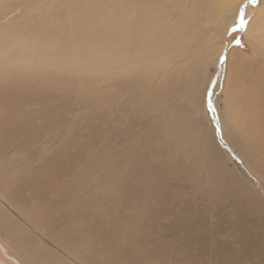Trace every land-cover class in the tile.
<instances>
[{"label": "rangeland", "instance_id": "374dc122", "mask_svg": "<svg viewBox=\"0 0 264 264\" xmlns=\"http://www.w3.org/2000/svg\"><path fill=\"white\" fill-rule=\"evenodd\" d=\"M74 1L76 0H62V2L61 0H50V3L48 4L51 5H47V9L44 10L41 15L40 12H37V4H31L30 12L34 13V16L31 17L32 19L30 21H32L31 23L36 21V24L40 20L37 24L38 26L48 24L47 22L51 21L53 22L52 24L54 32L57 30V34L59 32V28H62L61 25H68L70 21L72 26L74 24L73 21L76 20L75 22H78L80 25L79 27H91L92 20L89 18L91 16L85 15L86 17H84V14H81L80 12L78 14L76 8H73L71 12L65 11V6L68 4L70 5L72 3L71 5H73V7L77 6ZM82 1H86L89 3V5L91 4V7L87 8L89 14L96 15L100 11L103 14L101 16L103 19L106 20L111 17V11L113 10L115 2L114 0ZM139 1L140 0H127L126 2V0H120L119 3L116 1V4L118 3V6L124 8L126 11L130 5L137 4ZM174 2L178 3V1ZM17 3H15L11 9H6L5 14L8 16L6 18L5 15V19H9L13 12L15 13L20 11L21 5ZM170 3L172 4L173 1L145 0L142 3H139V5L144 7V9L150 11L149 13L161 12V19L159 23H162L163 25V29L160 30V36L162 37L172 36L170 29L174 26H178V17L180 13L184 11L183 9L186 8L183 6L179 10H172V5ZM260 3L261 0H258L257 5H249L248 8H250V10L252 9L253 11H256ZM81 4L83 5V3ZM48 6L56 11V15L53 14L51 8ZM15 7L18 11L15 10ZM37 13L38 15L35 16ZM249 17L251 16H247V18L250 20ZM186 18L188 17L186 16ZM77 19L79 21L82 20L81 23ZM71 25L67 26L66 29L75 28ZM227 27L220 33L217 32L215 26L212 25L210 29L212 30L214 36H212L211 40L206 41L205 48H200L195 45L192 48L183 50L181 48L178 49V46L176 47L173 60L168 62L169 68H167V71L162 72V70H159L157 71L158 76L151 78L152 81L154 79L153 82L157 87L154 86L156 90L153 88L155 93L152 91L147 95L146 103L148 102L149 106H151L149 107L150 109L145 112V115L142 114L143 117H138L139 119L136 115L140 114V106H134L132 110L129 107L126 108V104L133 105V102H131L132 99L130 100L131 91L127 92L126 94H119L120 92H118V99L112 100L108 104L110 107L106 106L107 104H104L105 108L101 109L98 104L99 97L97 89L99 84L96 80V77L90 81H85L83 85L78 82L68 83L64 81H54L55 84L50 85L43 81L38 83V85L44 87L41 90H36L35 88L32 89L29 87H22L21 91L19 90L18 103H21L19 106H25L23 109L28 114L27 116H22L24 123L27 124V128L25 129L31 131L29 129L30 125L31 127L35 125V130L37 131L38 129L39 132L38 134L35 133L34 136H30L27 133H20L19 137H17L18 134H11L8 132L7 128H5V130H1L0 168L5 167L9 174H14L11 180L0 182V186L4 189L2 190L3 193L7 195L15 189V186L20 185V187H16L17 191L11 198H15V201H17V197L18 199L20 198L19 203L22 204V209L26 210V212H30V214H35L39 211V213L42 211L45 213L47 211V214L41 213L43 218H51L53 215H55L54 217L56 218L58 213L64 212L65 204L69 203L68 201L72 198H67V194H69L70 197L71 193L77 192L82 188L84 189L85 185L88 187V189L86 188L87 190L85 192L88 193L90 190L88 197L90 194H92V196H90L89 199L87 197L88 204L87 201L83 203L84 199H82V202H79V212H85V214H89L87 217H89L90 214L96 213V216L102 218L100 223L103 222L102 225L100 224L96 227V230L93 229L92 231V228H89V220L87 221L88 223H86L81 219L86 223L82 226L81 230L78 223V219L82 218L80 215L77 220H61L55 227H45V223L39 224L38 227H34V230H41L44 233H47L46 235L50 241L63 243L65 246H68L70 243H72L71 245L77 244L79 241L81 244H89L88 247H91V249L86 248L83 250H78V257L83 262V264H116V262H119V264H143L145 261H152L153 264H157V262H164V264H169L170 262L172 264H188L189 260V263L193 262V264H225L224 260L220 261L218 259L221 257H218L219 255L217 250L215 255H208L201 252V246L204 244L206 247L208 246L211 252H215V249L218 248L228 250L229 256L227 257L228 263L226 264H264V254L262 255L258 253L261 246H264V236H262L264 235V192H261V189L255 187L256 185H253L254 181L252 182V177L245 173L246 170L243 167V163L240 161L242 156H238L229 152V155L231 156L226 157L222 153V151L224 152L225 149L221 142H219V139H222L223 141L227 140L222 135L217 137V134L214 133L215 130L213 127H211V124L214 126L213 123H211L209 120L207 122L206 119L204 120L197 118V116L200 117L201 115L200 107H198L197 104L199 102H203L205 88L209 82L215 81L212 90V100L216 104L220 120L223 119L225 122L228 119L227 122H230V125L232 124L233 126H231L233 128H236L235 123H239V125L244 124L241 121L239 122V120H236L237 122H235V120L227 118L229 117V113L227 114L223 108L225 107V102L223 99H229L230 94L233 92L232 90H234L232 82L235 81V77H239V65L236 63L232 55L242 53L243 55L245 54L249 59L252 58V61H256V57L254 50H252L253 46L251 43L253 42L249 40V37L245 34V31L234 32L229 35L226 31ZM27 29L28 27H26V30H23V32L31 33L30 30ZM21 34L22 35L20 36H16L20 38L15 39V45H19L21 43V46L26 42V38H22L23 33ZM176 35H178V33ZM67 37L69 40H66V43L70 45V47H73V45L75 46L76 44L81 45V42H84L85 47H99L97 37L95 36H92V38L86 42L73 37L71 38L69 35H67ZM221 38L225 41L223 47L220 40ZM236 38L240 39V44L233 43ZM155 40H157L155 37H150V41ZM89 42L93 44H90ZM168 42L169 40H164L163 44H168ZM193 43L194 42H192V44ZM209 44L212 46L211 48L209 47ZM221 48H223L221 55L226 57L225 62L221 64L220 60H218V65L214 64V60L216 59H213L209 62V56H216V52L221 50ZM262 49L260 50L263 57L264 49ZM153 53H156L158 57L165 59V57H162L165 55L160 49H156ZM204 55L207 60L204 58ZM70 57L73 58L74 61H78L75 53L74 55L71 54ZM86 59V56L82 58V62L92 64V62ZM154 59L155 57L153 60ZM230 60L232 62H230ZM261 60L263 59L261 58L259 60L260 64L262 63ZM227 63L229 66H234L236 69L233 67L235 69L234 70L232 67H229ZM107 64L103 66L102 70L98 72L97 75L104 72L111 73L113 70H116L114 63L110 65L108 64L109 66ZM17 65H20L26 69V60L22 59ZM89 69H87V71L89 70L90 73H92L91 77L95 76L97 72L96 67H91L90 65ZM189 71H192L193 73L191 74ZM90 73L87 75V77L90 75ZM4 75L5 73H1V76ZM202 78H204L203 81H201ZM223 79L224 81H222ZM67 83L71 86H69ZM160 84L165 86L162 89V93V90L160 91V89H157ZM240 86L241 83L239 78V81L236 84L234 83V87L240 89ZM193 87L198 90L197 95H195V93L194 95L193 93H190V90H192V92L194 91ZM103 89L115 91V88L113 87ZM136 92L138 93V91ZM133 93H135V91ZM163 93H167V101L164 105H158L159 107H156L157 105L155 104L158 101L156 100L155 96H159ZM233 99L237 98L233 97ZM126 100L130 101L131 103L127 102ZM14 101L15 104H17L16 98ZM186 102L191 105L193 103L196 104V106H192L194 107V119H198V122H192L191 125H193L194 128L196 126L198 128L200 127L201 132L203 131V135L201 134L202 137L200 138L204 137V141L201 142L199 140V148L202 147L203 152L195 154V156L199 159L198 161L191 159V156H194V154H192L190 151L186 152L185 150L189 149L190 145H187L185 140V142L183 141L184 138L180 136L179 130L177 128L175 129L173 122H170V118L174 117L175 114H178L177 112L180 109V105H185L187 104ZM114 103L115 108L116 106L122 107L120 111H117V108L115 110V114L120 115V119H116L118 120L116 122L113 121L115 119L112 118V116L110 117L112 113L114 114ZM101 105L104 107L103 104ZM4 108L5 107L1 108L0 112ZM99 108L103 111L101 112ZM137 108H139V110ZM12 111H14V109L10 108L8 114H6V117H3L0 114V128L5 126L3 122L10 123L13 121L12 119L16 117V114H13L14 112ZM181 113L183 112H179V114ZM168 116L170 117L167 118ZM17 117L20 119L19 116ZM113 122H115L116 126ZM134 124H136V126ZM130 125L132 128L133 126L135 127L133 128L135 133H129L127 131L126 134V129H132L129 127ZM154 127L155 130L151 129ZM197 127L195 129H197ZM113 128L115 130H113ZM184 128L188 127L184 126ZM150 130H153L152 132L156 131V136H149L148 133L152 134V132H148ZM161 130L162 133H160ZM122 131L125 132L123 133ZM169 131H172V133ZM164 132L167 133V135L163 134ZM184 132L185 131H182L181 133L184 134ZM117 133H123V135L119 136ZM186 133L191 134L189 132ZM136 134L140 140H137L138 138H136ZM5 135L11 138L14 135L18 138V140H16V138H14V140H7ZM103 135L110 139L109 144L112 146V148L124 149L129 154V159L123 160L122 165L117 167V171L121 170L122 173L128 172V174L122 180V183L130 184L132 187L137 188L139 195L136 198L131 196L132 199H128L126 203H120V197L122 196L120 189H114V187H110L104 183H101L103 185H95V183H89L87 182L88 180L86 181V179L83 178L80 179L79 182L75 178V173L78 170L77 167L88 165L90 163L93 164V147H98L103 144V142H101V140L104 138ZM117 136L120 138L119 140ZM51 137L58 138V141L55 144L51 143L49 140ZM123 137L129 140H124L122 139ZM142 137L147 139L144 140L143 138L142 140ZM132 138H136L134 143V139ZM210 139H213L212 141L216 145L215 147L218 146L216 150L219 149L218 151L221 152L215 153V155L217 154L216 156L218 158L216 156L213 157V161L208 150H205L206 146L208 147L210 144H213L210 143ZM6 141L9 142L7 143ZM167 141H169V143ZM208 142L209 144H207ZM249 142L252 147L253 143L251 144V139ZM57 147L62 149V153L65 150H68L71 155H55V161L49 163L47 159L49 158L51 152L57 149ZM258 149L259 148L257 147L255 151L254 148L253 150L255 152L251 150L252 152H250V154L253 158L254 155L255 157L261 154L264 155V153L262 151L260 152ZM181 150H184V152ZM253 152L256 154L253 155ZM160 154L163 157L160 156ZM263 155H261L262 158H259L262 164H264ZM204 156H206V158ZM214 158H217L215 160L216 163ZM214 165H217V168L219 169L217 170ZM101 166H95L96 169L94 172L99 173L100 169H102ZM226 168L229 174L225 173ZM235 168L237 171H235ZM230 172L232 175H230ZM218 178H220V180ZM256 179L257 181L255 182L257 183L261 181L259 178ZM224 182L225 184H223ZM244 182L245 184H243ZM92 184H94V186L97 188H92ZM238 184L239 187H237ZM261 184L264 186L263 181H261ZM235 187L237 188L235 189ZM238 188L239 190H237ZM82 193L83 192L81 191L80 194ZM255 193L258 195H255ZM250 194L255 196L252 197ZM16 195L19 196L16 197ZM256 196H260L259 198L262 200V202L261 200L257 199ZM248 200H250V203ZM71 202L73 203V200ZM254 203L260 205H256ZM67 205L69 207L70 204ZM48 206L50 208H48ZM88 207H91L92 209ZM50 209H53L54 212ZM70 209L71 212H75V210H72V208ZM85 209L88 210L86 211ZM90 209L93 212L90 211ZM3 213L8 214L9 212L3 211ZM40 219L42 218L38 217L36 221H40ZM117 220H119L121 225H116ZM16 225H18L17 222ZM172 225H175V229L172 228ZM22 231L28 230L23 227ZM94 231H97L99 234L97 232L94 233ZM93 233L95 235H93ZM197 236L201 238L204 237L206 241L201 242L202 244H198V241L200 242L201 238L198 239ZM31 239L34 241L35 245H40L43 243V239L38 236H33ZM254 239L257 240L256 243L253 242ZM93 242H96V244ZM118 242L120 244H118ZM179 243L180 246L184 245L185 248L184 246L179 247ZM123 244H125V246ZM0 245L3 246L1 243ZM153 247H155V252H152L151 250ZM238 247L240 250H237ZM242 248H247L248 251L245 250L242 252ZM234 249L238 254H235ZM36 250L37 249L34 251V255H32V259L35 260H37L40 256L39 253H36ZM158 252L159 254H157ZM97 253L99 255H97ZM6 256H8L9 259L15 264H24L19 257H13L9 254H6ZM168 257L169 260H167ZM214 257L217 258L215 259ZM232 257L234 258L233 260H231ZM229 259L234 262L230 263L231 261ZM65 263L67 264V262ZM4 264L7 263L4 262Z\"/></svg>", "mask_w": 264, "mask_h": 264}, {"label": "bare ground", "instance_id": "6f19581e", "mask_svg": "<svg viewBox=\"0 0 264 264\" xmlns=\"http://www.w3.org/2000/svg\"><path fill=\"white\" fill-rule=\"evenodd\" d=\"M114 1L115 2H114L113 10L111 11V17L109 19H106V20L101 17L103 14L100 11L96 15L95 14H93V15L89 14L87 8H90L91 4L89 5V3H87L86 1L76 0V1H74V3L77 6H74V7H73V5H71L72 3L70 4L71 6L68 4L67 6H65L66 7L65 11L71 12L73 8L74 9L76 8L78 14L80 12L81 14H84V17H86L85 15L91 16V17L88 16L92 20V21L90 20L91 21V27H87V26L79 27L80 25L78 24V22H75L76 20L75 21L72 20L74 22L73 26L75 28L66 29L67 26L71 25V21H70V23L68 25H65V26L61 25L62 28H59V32L57 34L56 33L57 30H55V32H54L53 24H52L53 22H51V21L47 22L50 26L48 24H43L42 26H38L37 24L40 21L39 19H38L39 21L36 24H35V22H36L35 20H34L35 21L34 23H31L32 21H30L32 19L31 17L34 16L33 15L34 13L30 12L31 11V4H37V10H38L37 12H40V15H41V13L47 9L46 8L47 5H51V4H48V3H50V0H0V109L5 107L3 110H1L0 114L3 117H6V114H8L10 108L11 109L13 108L14 111H12V112H14L13 114H16V117H14L15 119L13 118L12 119L13 121H11L10 123L9 122H3V124L5 126L4 127L2 126V128H0V132H2L1 130H5V128H7L8 132H10L11 134H14V135L18 134L17 137H19L20 133H27L30 136H34L35 133L38 134L39 131H38V129H37V131L35 130V127H34L35 125L33 127H31V125H30L29 129L31 131H28L25 129V128H27V124L24 123L22 116H27L28 114L23 109L25 106H19V105H21V103H18V93H19V90L21 91L22 87H29L32 89L35 88L36 90H41L44 87L38 85V83H41L43 81L47 84H50V85L55 84L54 81H58V82L64 81V82H68V83L78 82L81 85H83V83H85V81H90L92 79H95V77H96V80L98 81V84H99L98 85L99 87L97 89L98 97H99L98 104H99V107L101 109H104L106 104H107L106 106H108V104L112 100L118 99V97H119V95H117L118 92H120L119 94H121V93L126 94L127 92L131 91L130 100L132 99L131 102H133L132 103L133 105L130 104L131 103L130 101L126 100L127 102H130L129 103L130 105L126 104L127 105L126 108L129 107L132 110V108L134 106H140V110H139V108H137V109L139 110V113L141 115L139 114L136 116H137V118L138 117L141 118L140 116H142V114L145 115V112L148 109H150L149 107L151 106V105L149 106L148 102L146 103L147 95L149 93H151L152 91H154V89H155L154 86H156L153 82L154 79L152 81L151 78H155L156 76H158L157 71H159V70H162V72L167 71V68H169L168 62L173 60V55L176 52V47L178 46V49L181 48L183 50H187L188 48H192L195 45H197L200 48H205L206 41L211 40L212 36H214L212 30L210 29L211 26L214 25L216 28V31L221 33L227 26H229L231 24V21H232V17L230 15L228 17H224L221 15V13L218 9L210 11L208 8L200 7L197 0H170L171 2L173 1L172 4L170 3L172 5V10H179L183 6L186 8L183 9L184 11L182 13H180V15L178 17V26H174L170 29L172 36L171 37H162V36H160V30L163 29V25H162V23H159L160 19H161V14H160L161 12L149 13L150 11L144 9V7L139 5V3H142L145 0H140L137 4L130 5L128 7V10H126V11L124 10V8H121L120 6H118V3L120 2V0H114ZM116 1L118 2L117 4H116ZM174 1H178V3L174 2ZM61 2H62V0H61ZM126 2H127V0H126ZM15 3L21 5L20 11L15 12V13L13 12V14L10 15L9 19H5L6 9H8V8L11 9V7ZM81 3H83V5ZM78 4H80V5H78ZM166 4H168V3H166ZM68 6H70V7H68ZM49 8H51V7H49ZM15 10H17V8ZM51 10H52L53 14L56 15V13H55L56 11L52 8H51ZM246 11H247V14L250 15L251 17H249L250 20H249V24L247 26V30L245 31V34L249 37V40H251L253 42V43H251L253 46L252 50H254V52H255V57H256L257 62L252 61V58L249 59L245 54H244L245 55L244 56L242 53L232 55L234 57V60L236 61V63L239 65V69H238L240 71L238 74L239 77H235L234 78L235 81L232 82L234 90H232L233 92L230 94L231 98L229 97V99H227V100H225L226 98L223 99L225 102L224 103L225 107H223V108H224L225 112H227V114L229 113V117H227V118H231L232 120H235V122H237L239 120V122L241 121L244 124H240V125H242V126H240L239 123H235L236 128H233L232 127L233 125L231 124L232 125L231 126L230 122L229 123L227 122L228 119H227V121L224 122L223 119L221 118L222 120H220V123L223 126V132L218 134L216 131H214V133L217 134V137L222 135L227 140V141H223L222 139H219V142H221V144L223 145V147L225 149L224 152L227 155L223 151H222V153L226 157L231 156V155H229V152H231L232 154L238 155V156L239 155L242 156V159L240 161H241V163H243V167L246 170V172L245 171L244 172L252 177V179H253L252 182L254 181L253 185H256L255 187L261 189L262 190L261 192H264V186H263V184H261V181L264 182V164H262L261 160L259 159V158H262L261 155H263V154L260 153L261 155H259V156L256 155L257 157H255V155H254V154H256L254 152L256 151L257 147L259 148L258 150H260V152L262 151L264 153V100H263L264 99V58L263 57L264 56L262 57L261 50H260L262 48L264 49V0H261V3H260V5L256 11H253L252 9L250 10V8H248V7H247ZM121 14H123V15H121ZM37 15H38V13L35 14V16H37ZM7 16L8 15H6V18H7ZM186 16L188 18H186ZM81 21L82 20H80L79 22L81 23ZM62 23H63V20H62ZM26 27H28L27 30H30L31 33L23 32V30H26ZM52 29H53L54 33L52 32ZM21 33H23L22 38H24V37L26 38V42L21 46H20L21 43L19 45H15V39L20 38V37H16V36L22 35ZM177 33H178V35H176ZM90 34H91V36H90ZM67 35L71 36V38L73 37V38H76L78 40L85 41V42L89 41L92 38V36H95V37H97V42H98L99 47H94V48H92L91 46L85 47L84 42H81V45L76 44L75 46L73 45V47L72 46L70 47V45H68L66 43V40L67 41L69 40ZM155 35H157V36H155ZM150 37H155L157 40L150 41ZM6 39L9 41H7ZM70 40H72V39H70ZM164 40H169L168 44H163ZM220 40H221L222 47H223L225 44V41L222 38ZM192 42H194V43L192 44ZM89 43H88V45H89ZM90 44H93V43H90ZM209 47L211 48L212 46L209 44ZM156 49H160L164 53L165 56H162V57H165V59L158 57L156 53H153ZM222 50H223V48H221V50L216 52L217 53V54L215 53L216 56H214V55L209 56L208 61L210 62L213 59H216V60H214V64L218 65V63H219L218 60H219V57L221 55ZM74 53H75V56L78 60L77 62L74 61V59L70 57V55L71 54L74 55ZM160 53H158V54H160ZM85 56L87 57V59L90 62H92V64L82 62V58H84ZM154 57H155V59L153 60ZM166 58H168V59H166ZM204 58H205V55H204ZM261 58L263 60H261L262 63L260 64L259 60ZM22 59L26 60V63H27L26 69L20 65H17L20 63V61ZM205 59L207 60V58H205ZM230 62H232V61L230 60ZM254 62H256V63H254ZM107 63L109 65L114 63L116 70H113L111 73L104 72V73H100L99 75H97V73L100 72L102 70L103 66ZM228 63H227V65H228ZM90 65H91V67L94 66L97 69L96 75L93 77H91L92 73H90V71H89L91 69V68L89 69ZM170 65H171V63H170ZM229 67L233 68L234 66L230 65ZM87 69H89L88 70L89 72L87 71ZM1 73H5V75L1 76ZM89 73H90V75L87 77V75ZM185 73H187V72H185ZM189 73L192 74L193 72L189 71ZM184 76H185V74H184ZM225 78H227V77H225ZM239 78H240V83H241L240 89L237 87H234V83L236 84L239 81ZM203 79L204 78H202L201 81H203ZM222 81H224V79ZM230 84H229V86H230ZM68 85L71 86L70 84H68ZM112 87L115 88V91L103 89V88H112ZM164 87L165 86L160 84L157 89L158 90L160 89V91H161ZM86 88H84V89H86ZM193 89H194V91L192 92V90H190V93H193V95L195 93V95H197L198 90L195 89L194 87H193ZM24 90H23V92H24ZM132 90H134L135 93H133L134 91H132ZM136 91H138V93ZM162 92H163V90L161 91V93ZM226 92H228V91H226ZM154 93H155V91H154ZM167 96H168L167 93H163L159 96L156 95L155 97H156V100L158 101L155 104V105H157L156 107H159L158 105H164L167 101L166 100ZM233 97H235L237 99H233ZM15 98L17 99V104H15V101H14ZM101 104H103V105L105 104L104 107ZM192 105L196 106V104H194V103ZM192 105L189 103H187L185 105L181 104L180 109L177 112L178 114L177 115L175 114L174 117L170 118L171 119L170 122H173L175 129L177 128L179 130L180 136H182L184 138L183 139L181 137L183 139V141L185 140L187 145H190V148L185 149V150H186V152L190 151L192 154H194V156H191V159L194 161H198L199 159L195 156V154H199V152L200 153L203 152L202 147L199 148V146H200L199 140L201 142H203L204 137L200 138L203 135V133H202L203 131L201 132L200 127L198 128L196 126L197 129H195L196 127L194 128L193 125H191L192 122H194V123L198 122V119L197 120L194 119V114H193L194 107ZM197 106L200 107V114H201L200 117L197 116V118L204 119V120L206 119L207 122H208V120L211 121V119H209L210 118L209 114H206V112H205L203 102H199L197 104ZM108 107H110V106H108ZM116 108H117V111H120L122 109V107H118V106H116ZM116 108H115V103H114L113 104L114 114L112 113V115H110V117L112 116V118L115 119V120H113L115 122L120 119L119 118L120 115L115 114ZM153 108H155V107H153ZM160 108H161V106H160ZM102 111L103 110H101V112ZM181 111L183 113L179 114V112H181ZM17 116H19L20 119ZM171 116H172V114H171ZM169 117L170 116H168L167 118H169ZM116 119H118V120H116ZM115 122H113V123L116 126ZM157 122H158V120H157ZM201 123H202V121H201ZM134 125L136 126V124H134ZM184 126H186L188 128H184ZM129 127H131V125ZM155 127L151 128V129L155 130ZM211 127H213V129L215 130V125L212 126V124H211ZM133 128H135V127L133 126ZM133 128L132 129L128 128V130L126 129V134H127V131L129 133L130 132L135 133ZM207 128H209V127H207ZM185 129H188V130H185ZM224 129H226V130H224ZM113 130H115V129L113 128ZM146 130H148V129H146ZM157 130H158V128H157ZM138 131H141V130H138ZM142 131H144V130H142ZM152 131L150 130L148 132H152ZM182 131H185L184 134L181 133ZM234 131H235V133H234ZM122 132L124 133L125 131H122ZM165 132L163 134L167 135V133H165ZM169 132L172 133V131H169ZM186 132H189L191 134H188ZM123 133L122 134L117 133V135L121 136V135H123ZM155 133H156V131L152 132V134H150V133H148V134H149V136L150 135L156 136ZM160 133H162V130L160 131ZM138 134H140V133H138ZM14 135L12 136V138L5 135V138L7 140H12V139L14 140V138H16V140H18V138ZM114 135H116V134H114ZM158 136H159V134H158ZM136 138H138L137 134H136ZM136 138H132V139H134L133 143L136 141ZM143 138L144 137H142L141 139L143 140ZM119 139L120 138L118 137V140ZM122 139L127 140V141L129 140L127 138L125 139L124 137ZM145 139H147V138H144V140ZM250 139L252 141L251 144L253 143V146H252L253 148L249 144ZM49 140L51 143L55 144L58 141V138L51 137ZM109 140L110 139L108 137L104 136V138L101 140V142H103V144L98 146V147H93V164L90 163L88 165H82V166L77 167L78 170L75 173V178L79 182H80V179L83 178V179H86V181L88 180L87 182H89V183H95V185H103L101 183H104L110 187L111 186L114 187V189H120L122 192V196L120 197V201H121L120 203H123V202L126 203V201L128 199H132L131 196L136 198L139 195L137 188L132 187L130 184H123L122 183V180L128 174V172L122 173L121 170L117 171V167L119 165H122L123 160L129 159L128 158L129 154L124 149L112 148V146L109 144ZM137 140H140V139L138 138ZM212 140L213 139H210V141H211L210 143H213V144H210L208 147L206 146L205 150L206 149L208 150V152L210 153V156L212 158V161H213V157H215L217 155V154L215 155V153H219L220 151H218L219 149L216 150V148L218 146L215 147L216 145L214 144V142ZM215 140H216V138H215ZM180 141H182V140H180ZM6 142L8 143L9 141H6ZM167 142L169 143V141H167ZM207 144H209V142ZM187 145H185V146H187ZM254 148H255V151L253 150ZM251 150L254 151L252 153L254 155V158L250 154V152H252ZM181 151L184 152V150H181ZM58 154L59 155L64 154L65 156L71 155V153L68 152V150H65L62 153V149L57 147V149H55V150H53V152H51L49 158L47 159L49 161V163H52L53 161H55V159H56L55 155H58ZM160 156H162V155L160 154ZM206 156H204V157L206 158ZM219 157H220V154H219ZM217 158H214V161ZM202 159H203V157H202ZM207 160H208V158H207ZM225 160H227V159H225ZM179 161H181V160H179ZM202 161L205 162L204 160H202ZM217 162H219V161H217ZM102 163H104V164H102ZM210 163H212V162H210ZM215 163H216V161H215ZM186 164H187V162H186ZM218 164H220V163H218ZM95 166H101L102 169H100L99 173L94 172L96 169ZM214 167L217 168V165L216 166L214 165ZM221 168H222V166H221ZM218 169L219 168H217V170ZM223 170H224V166H223ZM225 171H226L225 173H228L227 168L225 169ZM235 171H237V169ZM230 175H232V173ZM13 176H14V174H9L8 170L5 167L0 168V182L6 181V180H11L13 178ZM217 176H219V175H217ZM242 176H243V174H242ZM222 177H223V175H222ZM255 177L259 178L261 181H259L258 183L255 182V181H257V179ZM1 178L4 180H2ZM16 179H18V178H16ZM218 179L220 180V178H218ZM112 180H113V182H112ZM16 181H18V180H16ZM225 182L223 184H225ZM221 183H222V181H221ZM243 184H245V182ZM92 185H93L92 188L96 187V186H94V184H92ZM259 185H261V186H259ZM16 187H20V185L15 186V189L6 195L2 191L4 189L0 186V199L2 201H4V203L7 204L8 207L11 206L12 208H10V209H12V211H14L13 214L12 213L6 214V213H3V211L1 212V209H3V208H0V227L2 229H7V231H9L8 232L9 236L3 235L4 237L0 236V239L2 241H4V243L8 244L11 251H13L15 253V255H17L22 260V262L24 264H66L65 262H67V264H83V262L78 257V250H80V249L83 250L86 248L91 249V247H88L89 244H87V245H85L83 243L81 244V242L79 241V243H77V244L71 245L72 243H70L68 246H65L63 243H56V242L50 241L48 239V236L46 235L47 233H44L40 229H39L40 231H35L33 229H34V227L35 228L38 227L39 224H44V223H45V227H55V226H57V223L61 220H63V221H67V219L77 220L78 217L81 215L82 218L78 219L80 229L82 230V226L85 225L86 223H88L87 221L89 220V222H90V223H88V224H90L89 228H92V231H93V229L96 230L97 226H99L100 224L102 225L103 222L100 223L102 218L99 216H96L95 215L96 213L90 214V216L87 217V215H89V214H85V212H79V208H80L79 202H82V199H84L83 203H85L87 201V204H88V199L90 196H92V194H90V196L88 197L90 190L88 193L85 192L88 189V187L85 185H84V189L83 188L81 189V187H80L81 190L78 189L79 191L71 193L70 197H69V194H67L68 195L67 198H71V197L72 198L68 201L69 203L65 204L64 212L58 213L56 215V218L54 217L55 215L51 216V218H48V217L43 218L42 214H45V213L47 214L48 213L47 211L45 213H43V211H42L41 212L42 214H41V213H39L40 211L38 210L39 212H37L35 214H30V212H26V210L22 209V207H21L22 204L19 203L20 198L18 199V197H17L19 195H16L17 201H15L16 200L15 198H14L15 200L11 198L15 194V192L17 191ZM237 187H239V184ZM237 187H235V189ZM237 190H239V188ZM81 191L83 192L82 194H80ZM249 191H250V189H249ZM94 192H98V191H94ZM241 193H242V191H241ZM251 195L253 197V196L258 195V194L255 193V195L250 194V196ZM65 196H66V193H65ZM260 196H261V194H260ZM262 196H263V193H262ZM87 197H88V199H87ZM124 197H125V201H124ZM256 197H257V199L261 200L258 196H256ZM72 200H73V203L71 202ZM249 201L250 200H248V202ZM254 201H255V199H254ZM261 202H262V200H261ZM67 204H70L69 207ZM90 204H92V203H90ZM254 204H256V203H254ZM256 205H260V204H256ZM48 208H50V207L48 206ZM70 208H72V210H75V212H71ZM88 208H91V207H88ZM54 209H56V208H54ZM91 209H90V211H92ZM50 210H52L54 212L53 209H50ZM4 212H10V211L4 210ZM32 216H35V217H32ZM38 217L42 218V219H40V221L39 220L36 221L38 219ZM81 219L84 220L86 223L84 221H82ZM10 221H12V223ZM105 221H107V220H105ZM13 222H14V224H13ZM16 222L18 223V225H16ZM117 224L121 225L119 220H117L116 225ZM14 226L19 227L21 230L17 229V233H15ZM172 226H173L172 228L175 227V225H172ZM23 227L26 228L28 231H22ZM118 230H119V228H118ZM168 230H169V228H168ZM31 231H35L37 233L34 232L33 234H31L30 233ZM19 232H21V233H19ZM96 232L94 231V233H96ZM94 233H93V235H95ZM36 235L44 240L43 243H46V245L43 247L44 249L39 247V246H41V244L43 245V243H41L40 245H35L34 241L31 239L33 236H36ZM193 235H192V238H193ZM262 236H264V235H262ZM199 238H201V237H198V239ZM204 241H206V240L204 237H202L200 239V242L198 241V244H202L201 242H204ZM256 241L257 240L254 239L253 242L256 243ZM93 243H92V245L94 246V244H96V242L94 244ZM118 244H120V243L118 242ZM123 245L125 246V244H123ZM63 246H64V248H63ZM182 246H184V245H182ZM182 246H180V243H179V247H182ZM184 248H185V246H184ZM35 249H37L36 253L40 254V256L37 260L32 259V255H34ZM201 249H202L201 252L206 253L208 255H215L216 250H217V253L219 255L218 257H221L218 259L220 261L224 260L225 264L228 263V258H227L229 256L228 250L223 249V248H220V249L218 248V249H215V252L214 251L211 252L209 250L208 246L206 247L205 244L201 246ZM238 249H239V247L237 248V250ZM151 250H152V252H155L154 251L155 247H153ZM245 250L248 251L246 248V249H243L242 252ZM234 252H235V254H238V253H236V250ZM258 253L262 254V255L264 254V246H261L260 251ZM157 254H159V252ZM247 254H249V253H247ZM97 255H99V254L97 253ZM202 258H205V257H202ZM210 258H212V257H210ZM233 259L234 258L232 257L231 260H233ZM250 259H252V258H250ZM167 260H169V257ZM182 261H183V259H182ZM185 262H186V260H185ZM189 262H190V260H189ZM189 262H188V264H193V262H191V263H189ZM233 262L234 261H231L230 263H233ZM240 262H241V260H240ZM0 264H4L3 260H0ZM169 264H172V263L170 262Z\"/></svg>", "mask_w": 264, "mask_h": 264}, {"label": "snow or ice", "instance_id": "6c2138e0", "mask_svg": "<svg viewBox=\"0 0 264 264\" xmlns=\"http://www.w3.org/2000/svg\"><path fill=\"white\" fill-rule=\"evenodd\" d=\"M202 8H208L210 11L219 10L221 15L232 17V23L227 27L226 31L230 35L234 32H244L247 30L249 19L247 18V7L249 5L255 6L258 0H197ZM233 43L240 44L239 38H236ZM220 63L223 64L226 60L224 55L219 57ZM215 81H210L205 88L203 98V105L206 114H210L211 122L215 125V131L219 134L223 132V126L220 123L219 113L215 102L212 100V90ZM119 264V262H116ZM143 264H153L152 261H145ZM157 264H164V262H157Z\"/></svg>", "mask_w": 264, "mask_h": 264}, {"label": "crops", "instance_id": "0c3cea01", "mask_svg": "<svg viewBox=\"0 0 264 264\" xmlns=\"http://www.w3.org/2000/svg\"><path fill=\"white\" fill-rule=\"evenodd\" d=\"M5 206V207H4ZM10 206V205H9ZM0 208H3V209H1V211H6V210H8V211H10L9 213H14V211H12V209H10V208H12L11 206L10 207H8V205L7 204H5L4 203V201H2L1 199H0ZM5 208V209H4ZM8 208V209H7ZM8 213V214H9ZM11 223H12V221H10ZM9 228V227H8ZM14 228H15V233H17V229H20L19 227H15L14 226ZM21 230V229H20ZM34 230V229H33ZM36 231V230H35ZM35 231H31L30 233L31 234H33ZM8 232L9 231H7V229H2L1 227H0V236L1 237H4V236H7V234H8ZM3 233V234H2ZM14 233V234H15ZM19 233H21V232H19ZM35 233H37V232H35ZM4 235V236H3ZM37 236V235H36ZM44 241V240H43ZM0 243L3 245V246H1L0 245V260H3L5 263H7V264H15L13 261H11L10 259H9V257L8 256H6V254H9V255H11V256H13V257H18L17 255H15V253L13 252V251H11V249H10V247L8 246V244L7 243H4V241H2L1 239H0ZM46 245V243H43V246H42V244H41V246H39V247H41L42 249H44L43 247ZM49 246V245H48ZM4 247V248H3Z\"/></svg>", "mask_w": 264, "mask_h": 264}]
</instances>
